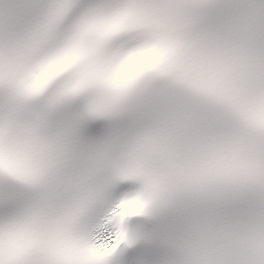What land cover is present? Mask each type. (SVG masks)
<instances>
[{
    "label": "snow or ice",
    "instance_id": "1",
    "mask_svg": "<svg viewBox=\"0 0 264 264\" xmlns=\"http://www.w3.org/2000/svg\"><path fill=\"white\" fill-rule=\"evenodd\" d=\"M0 264H264V0H0Z\"/></svg>",
    "mask_w": 264,
    "mask_h": 264
}]
</instances>
